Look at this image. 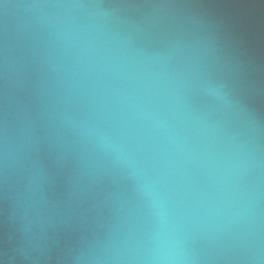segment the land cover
I'll return each instance as SVG.
<instances>
[{
  "label": "water",
  "instance_id": "obj_1",
  "mask_svg": "<svg viewBox=\"0 0 264 264\" xmlns=\"http://www.w3.org/2000/svg\"><path fill=\"white\" fill-rule=\"evenodd\" d=\"M0 264H264V0H0Z\"/></svg>",
  "mask_w": 264,
  "mask_h": 264
}]
</instances>
